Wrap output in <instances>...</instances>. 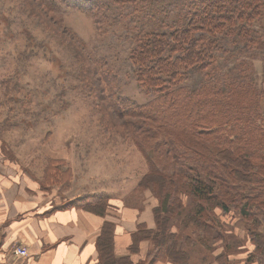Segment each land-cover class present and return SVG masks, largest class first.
Wrapping results in <instances>:
<instances>
[{
	"label": "trees",
	"instance_id": "trees-1",
	"mask_svg": "<svg viewBox=\"0 0 264 264\" xmlns=\"http://www.w3.org/2000/svg\"><path fill=\"white\" fill-rule=\"evenodd\" d=\"M67 1L93 12L100 3ZM115 1L136 5L143 0ZM188 1L164 2L161 10L164 16L172 14L170 20L146 30L132 53L139 80L155 97L124 108L120 96L111 93L114 111L130 118L124 124L133 128L147 163L134 191L150 188L160 200L158 228L141 225L135 233L136 242L149 239L141 236L145 230L154 235L146 264L160 259L188 264L189 254L171 226L172 218L179 230L186 226L182 194L193 201L185 214L189 223L207 229H218L210 216L216 207L247 218L264 208V93L253 61L262 60L264 75V0ZM38 3L49 7L43 0ZM97 200L99 208H90L103 213L107 198ZM104 228L98 247L109 264L114 260L112 236L109 224ZM256 243L264 247V237L259 235Z\"/></svg>",
	"mask_w": 264,
	"mask_h": 264
},
{
	"label": "rangeland",
	"instance_id": "rangeland-1",
	"mask_svg": "<svg viewBox=\"0 0 264 264\" xmlns=\"http://www.w3.org/2000/svg\"><path fill=\"white\" fill-rule=\"evenodd\" d=\"M43 1L48 8L38 0H0V129H7L6 134L21 145L28 160L37 156L39 169L51 147L59 143L98 148L108 155L107 167L103 159L96 158L106 177L105 187L120 185L108 178L110 170L117 167L122 171L117 178L124 177L121 185L125 190L128 179H141L147 163L135 144L133 128L127 125L130 118H122L114 111L111 93L120 96L124 108L155 97L139 80L132 53L146 30L170 20L172 14L164 16L161 10L167 0H143L136 5L88 0L100 2L94 12L67 0ZM191 2L198 5V0ZM171 8L175 9V4ZM253 61L258 89L264 93L263 62L260 58ZM261 99L264 113V94ZM85 162L93 175V164ZM83 164L80 162V166ZM82 169L86 170L79 167ZM81 175L78 172L77 179ZM77 181L70 194L81 191ZM64 186L60 184V191H64ZM137 194L142 199L143 195L153 198L145 206H154L155 216L160 200L152 189ZM84 196L85 201L92 195ZM181 198V219L186 226L179 230L175 218L171 226L189 254L188 264H264V247L256 243L259 235L264 237V208L255 209L256 214L247 218L235 210L225 212L216 207L210 210L211 215L206 214L214 217L211 222H216L218 229H207L194 221L189 223L185 214L192 207V197L185 193ZM157 228L156 224L146 229ZM148 230L141 232V236L152 238L154 235ZM193 232L201 236L193 237Z\"/></svg>",
	"mask_w": 264,
	"mask_h": 264
},
{
	"label": "crops",
	"instance_id": "crops-1",
	"mask_svg": "<svg viewBox=\"0 0 264 264\" xmlns=\"http://www.w3.org/2000/svg\"><path fill=\"white\" fill-rule=\"evenodd\" d=\"M6 130L0 129V264H106L98 247L106 224L110 227L114 258L109 264L145 263L152 245L149 240L136 242L135 233L141 225L154 228L156 220L154 206H145L153 198H147L146 193L142 199L134 191L140 176L128 179L123 190L124 177L117 178L122 171L113 167L109 181L120 185L106 188V177L97 159H103L107 167L108 155L98 148L68 142L51 147L39 169L37 156L28 160L26 151L11 140ZM85 161L93 164V175ZM80 162L84 164L80 166ZM80 171L81 179H77ZM62 179L64 183H59ZM76 181L81 191L70 194ZM60 184L65 185L66 192L60 191ZM86 194L92 196L84 201ZM106 198L103 213L90 208H99L97 199ZM18 246L26 247L28 254L15 255L14 248ZM153 264L174 263L160 259Z\"/></svg>",
	"mask_w": 264,
	"mask_h": 264
},
{
	"label": "built area",
	"instance_id": "built-area-1",
	"mask_svg": "<svg viewBox=\"0 0 264 264\" xmlns=\"http://www.w3.org/2000/svg\"><path fill=\"white\" fill-rule=\"evenodd\" d=\"M14 254L19 255V256H25L28 254V250L26 247L18 246L16 248H14Z\"/></svg>",
	"mask_w": 264,
	"mask_h": 264
}]
</instances>
